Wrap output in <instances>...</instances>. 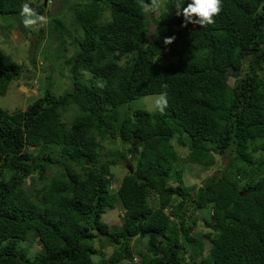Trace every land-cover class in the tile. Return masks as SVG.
Masks as SVG:
<instances>
[{"label": "trees", "instance_id": "16d2710c", "mask_svg": "<svg viewBox=\"0 0 264 264\" xmlns=\"http://www.w3.org/2000/svg\"><path fill=\"white\" fill-rule=\"evenodd\" d=\"M35 1L0 0V16L27 6L40 17L51 0ZM189 2L60 4L81 31L63 59L70 89L52 93L43 67L38 98L14 113L0 107V264H95L98 255L97 264H185L186 254L199 264H264V0H222L203 27L177 14ZM21 72L0 54V96ZM164 91L163 112L135 105ZM108 140L121 148L107 150ZM226 154L204 186L185 184V164L210 167ZM123 163L113 188L111 169ZM35 179L41 185L28 189ZM118 204L112 230L101 217ZM198 222L206 231L193 236Z\"/></svg>", "mask_w": 264, "mask_h": 264}, {"label": "rangeland", "instance_id": "374dc122", "mask_svg": "<svg viewBox=\"0 0 264 264\" xmlns=\"http://www.w3.org/2000/svg\"><path fill=\"white\" fill-rule=\"evenodd\" d=\"M45 0H36L35 4L39 5ZM66 0H51V3L44 4V11L40 15V19H36L34 24H26L25 20L29 18V13L22 16H0V54L22 67L21 76L17 81L9 84L7 92L4 96H0V107L9 113L21 111L30 102L39 97L40 87L43 86L45 80V72L43 67L52 72V87L51 91L55 95H61L70 89L71 82L67 79V69H64L63 63L66 55L69 57L74 53L71 45L73 41L81 37V31H75V25L71 19H68L65 10L60 11V4ZM67 10V8L65 7ZM156 13L148 14L150 22L149 34L154 29L152 24V17ZM37 17V16H36ZM35 19V17H32ZM58 19L61 22L60 27L55 25L54 20ZM64 31L66 34L60 32ZM40 41V45L37 44ZM42 41V42H41ZM44 46V47H43ZM61 46V47H60ZM60 47V49H59ZM66 49L64 51L63 49ZM47 49V54L44 55L43 50ZM59 50V51H58ZM58 52V54H57ZM56 54L58 55L56 57ZM34 59V60H33ZM34 64V65H33ZM42 68V69H41ZM62 70V71H61ZM232 83L233 81L230 80ZM158 95L144 96L139 98L135 105L147 111L155 110V101ZM71 114L69 113L68 116ZM174 149L180 158H185L188 149L181 145L178 138L172 141ZM118 147V148H117ZM105 148L112 150L114 153L116 149L121 146L118 142L112 143L110 140L106 141ZM127 151L136 154L137 150L134 147L127 146ZM258 156V155H257ZM134 157V155L132 156ZM230 155L218 157V162L214 166H201L187 163L184 165L183 179L186 185H196L197 188L205 185V182L215 177L218 173L224 170L228 163ZM126 164L112 167L111 172L114 175L113 188H117L121 179L126 174ZM27 188L31 186L39 187L41 181L35 179L34 181H26ZM154 198H151L153 201ZM116 205L112 210H107L101 217L103 223L111 227L112 230L118 229L121 225V207ZM197 219L202 220L207 217L206 214L196 216ZM206 229L202 228L200 222L192 227L193 236H196ZM131 247L143 250L145 248V241L140 240L131 241ZM204 254H208L210 243L203 240ZM105 250V252H104ZM103 252L108 256L113 252V248L107 247ZM190 251V250H189ZM137 257V256H136ZM102 257L100 255L93 257L95 264L99 263ZM129 264V262H124ZM185 264H199L198 260L191 258V254H186Z\"/></svg>", "mask_w": 264, "mask_h": 264}, {"label": "clouds", "instance_id": "9594fccd", "mask_svg": "<svg viewBox=\"0 0 264 264\" xmlns=\"http://www.w3.org/2000/svg\"><path fill=\"white\" fill-rule=\"evenodd\" d=\"M162 0H152L153 5L159 6ZM182 4H177V14L183 15L186 23L199 24L201 27L205 25H210L214 23V16L218 15L222 10V0H190L186 7H183ZM25 10L29 12V18L25 20L26 24H34L36 19H40L35 16V13L31 12L30 9L25 6ZM32 17H35L32 18ZM195 17V19H193ZM175 37H166L164 43L171 44L174 41ZM104 82H98L97 87H103ZM162 88L166 89L167 84H162ZM167 92L164 91L159 94L158 98L155 101V110L163 112L167 108Z\"/></svg>", "mask_w": 264, "mask_h": 264}, {"label": "water", "instance_id": "95a60500", "mask_svg": "<svg viewBox=\"0 0 264 264\" xmlns=\"http://www.w3.org/2000/svg\"><path fill=\"white\" fill-rule=\"evenodd\" d=\"M46 1V0H45Z\"/></svg>", "mask_w": 264, "mask_h": 264}]
</instances>
